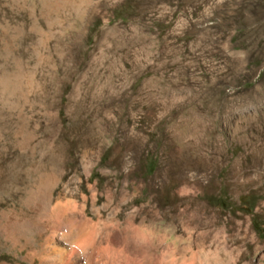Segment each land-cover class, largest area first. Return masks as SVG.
Masks as SVG:
<instances>
[{
  "label": "rangeland",
  "instance_id": "374dc122",
  "mask_svg": "<svg viewBox=\"0 0 264 264\" xmlns=\"http://www.w3.org/2000/svg\"><path fill=\"white\" fill-rule=\"evenodd\" d=\"M65 1L0 0V264H264V0Z\"/></svg>",
  "mask_w": 264,
  "mask_h": 264
},
{
  "label": "bare ground",
  "instance_id": "6f19581e",
  "mask_svg": "<svg viewBox=\"0 0 264 264\" xmlns=\"http://www.w3.org/2000/svg\"><path fill=\"white\" fill-rule=\"evenodd\" d=\"M69 1H67V2L65 1V3L68 4ZM41 4H42V9H43V15H44V18H45L44 20H46L47 23L52 24L51 23L52 21L49 20V17H46V16H47V13L48 12L51 13V10L53 12L56 9L57 4L59 5V3L57 2V0H42ZM69 4H71V3H69ZM20 72L17 71L15 73L13 72L14 74H12V73L4 74L3 76L0 77V95H2V96L5 95L6 96V94H7L8 96H11V94H14L18 90H20V86H21L20 78H22L21 76L24 75V74H22V71H20ZM50 201H51V199H50ZM56 206H58V205H56ZM61 211H63V209ZM60 214H62V213H60ZM47 215H48V213H46V216ZM140 235L141 234H139L138 236H136L137 242L140 243V244H142V243H154V242H160V243H163L164 244L168 240L167 237L160 238L158 236H152V234L151 235H144V236H140ZM248 240H249V238L246 235H244V236H224V235H222V236H217L216 239L213 240V242H217L218 243L217 244L218 246L221 245L220 247H216V248L223 249L225 251H227L228 249H230L232 247V245H233L234 246V249L236 250V252H238V254H240L241 252H245V251L248 250L247 248H245L246 244L249 243ZM252 240H254L253 237H251L250 241H252ZM248 248H249V246H248ZM233 253L234 252H232V254ZM236 254L237 253H235L233 255H236ZM113 258H115V256H113ZM128 259H130V258H127V261H128ZM209 260H211V259H209ZM203 261H205V260H203ZM218 261H219V259H218ZM206 263H207V260H206L205 264ZM112 264H114V262ZM210 264H213V263L210 262Z\"/></svg>",
  "mask_w": 264,
  "mask_h": 264
}]
</instances>
